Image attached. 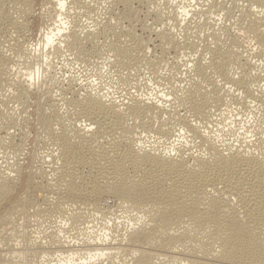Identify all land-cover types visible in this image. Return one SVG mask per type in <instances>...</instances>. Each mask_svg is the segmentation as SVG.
<instances>
[{
    "label": "bare ground",
    "instance_id": "bare-ground-1",
    "mask_svg": "<svg viewBox=\"0 0 264 264\" xmlns=\"http://www.w3.org/2000/svg\"><path fill=\"white\" fill-rule=\"evenodd\" d=\"M140 1L113 0L121 9L85 28L90 0H0L16 33L0 38V148L13 159L0 169V264H264V75L249 59H264V0H163L174 24L153 34L157 60L135 31ZM35 7L32 46L20 32ZM66 53L135 75L168 53L167 90H76L59 76ZM245 112L253 120L237 123ZM32 118L43 137L29 150Z\"/></svg>",
    "mask_w": 264,
    "mask_h": 264
},
{
    "label": "rangeland",
    "instance_id": "rangeland-1",
    "mask_svg": "<svg viewBox=\"0 0 264 264\" xmlns=\"http://www.w3.org/2000/svg\"><path fill=\"white\" fill-rule=\"evenodd\" d=\"M110 1H112L113 2V0H110ZM109 0H90V6L92 7V6H96V7H94V10H93V12L95 13V14H97V15H95L92 11H91V13H90V15L92 14L93 15V17L91 18H89V15H87V14H89V13H87L86 12V14L83 12V11H81L80 12V14H78V18L80 19V17L82 16V18L80 19V21L82 22L81 24H82V26H84L85 28H86V26L87 27H89L90 25H93L94 26V19H98V17H99V15H100V17H99V19L100 18H102V21L101 20H97L98 22L100 21V22H103V20L104 19H106V18H108V16L109 17H111V16H113L114 15V13L116 14L117 12H118V10H120L121 9V5H118L116 2H115V7L113 6V4H114V2L113 3H111ZM145 1V0H144ZM144 1L142 0V2L140 1L139 3H136V2H134V3H132L131 5H133V7L135 8L136 7V10H137V12H136V14L138 15H136L137 17V25H136V27H138V28H136V30L135 31H137L136 33H138V35L140 34L141 36H143V38H145L146 37V35H147V38L150 40H148L147 38V41H148V44H147V46L148 47H150L151 48V50L153 49L154 51H152L151 53L153 54H151L150 53V50H149V53L147 54L148 56H146L147 57V59L149 58L150 60L151 59H153V60H155V58L157 57V56H159V51L157 50V45H159V42L157 41V38H156V36H154L153 34H155V32L157 33V32H159V30H157L158 28H161V29H163L162 27H163V25H162V23L163 24H166L167 22H168V20L167 19H170V17H169V15H170V13L169 12H171L170 11V8H169V10L167 9V11H165L166 9V7H164V4H165V1H163V0H150V2H151V4H150V2H145V4H144ZM147 1V0H146ZM163 1V2H162ZM201 0H199V2H200ZM96 2H98V3H96ZM108 2V3H107ZM160 2H161V4H160ZM197 2H198V0H197ZM238 2V4L240 5L242 2H239V1H237ZM152 3H154V4H152ZM164 3V4H163ZM37 4V3H36ZM112 5V7H111V5ZM143 4V5H142ZM160 4V5H159ZM194 4V1L191 3V5H193ZM242 4H244L245 5V3H242ZM100 5V6H99ZM110 6V8L108 7V6ZM116 5H117V8H116ZM145 5V6H144ZM161 5H162V7H164V8H162L161 7ZM99 6V7H98ZM120 6V7H119ZM166 6V5H165ZM114 7V8H113ZM151 7V8H150ZM160 7V8H159ZM97 8V9H96ZM102 8V9H101ZM104 8V9H103ZM109 8V9H108ZM116 8V9H115ZM119 8V9H118ZM162 8V9H161ZM106 9V11L105 12H107V13H105L104 12V10ZM107 9H108V11H107ZM140 9H141V11H140ZM154 9V10H153ZM161 9V10H160ZM165 9V10H164ZM112 10H113V12H112ZM160 10V11H159ZM162 10H164V12L162 11ZM35 11H36V13H34V17L32 16V18H30L29 19V25H28V27L27 28H25V30H23L24 31V33H22L23 31L21 30V34H23V37H25V36H28L27 37V39H29L28 41H30V43H29V45L31 44H34L35 45V43L37 42L36 41V39H38V33H37V31H38V22L37 21H39V18H38V16H39V13L41 12L40 10L38 11V7L36 8L35 7ZM99 13H97V12ZM105 13H103V12ZM110 11V12H109ZM150 11V12H149ZM38 12V13H37ZM146 12V13H145ZM156 12H157V16H158V18H157V16L155 17V14H156ZM235 12V11H234ZM104 14L105 16H107V17H104L102 14ZM112 14V15H109V14ZM35 14H38V15H35ZM82 14V15H81ZM159 14H160V17H159ZM166 16H165V15ZM169 14V15H168ZM172 14V13H171ZM81 15V16H80ZM87 15V16H86ZM91 15V16H92ZM103 17H102V16ZM80 16V17H79ZM83 16H85V17H83ZM96 16H98V17H96ZM154 16V17H153ZM154 18V19H153ZM161 18L163 19V20H161ZM35 19V20H34ZM38 19V20H37ZM152 19V20H151ZM156 19H160L161 21H163V22H161L160 23V20L158 21V20H156ZM165 19L167 20V21H165ZM19 21H20V19H18ZM33 20H34V22H35V24L37 25V27H36V25L34 24V22H33ZM84 20V21H83ZM117 20L119 21V22H117ZM153 20H156V21H158V22H154ZM86 21V22H85ZM91 21H93V24H92V22ZM149 21V22H148ZM165 21V22H164ZM171 20H169V22L166 24V28L169 30V28L170 27H173L172 26V23L174 24V22H170ZM2 22V21H1ZM84 22V23H83ZM121 22V20H119V19H116V24L118 23V25H124V26H126V24L122 21V24L120 23ZM140 22L143 24V25H145L146 23V27H148V30H150V32H152V33H150L147 29H145L146 31H142V32H140L141 30L139 29V24H140ZM154 22V23H153ZM90 23V24H89ZM139 23V24H138ZM156 23V24H155ZM232 23V21L230 22V24ZM85 24H87V25H85ZM154 24H155V26H154ZM158 24V25H157ZM194 24V23H193ZM224 24H228L229 25V23H225L224 22ZM233 24V23H232ZM230 25V26H233V25ZM1 25V24H0ZM2 25H3V23H2ZM1 25V26H2ZM160 25V26H159ZM169 25V26H168ZM171 25V26H170ZM4 26H5V30H6V32L5 31H3L4 33V36H3V34L2 33H0L1 35H0V38H1V40H3V42H4V44L6 43V45L8 44V43H14V41H12L10 38L11 37H9L8 35L10 34V36L11 35H15L16 33H12L11 31H13V28L12 27H10V26H8V25H3L2 27L4 28ZM30 26V27H29ZM33 26H35V27H33ZM93 26H90L91 28H94ZM154 26V27H153ZM159 26V27H158ZM2 27H0V29L2 28ZM8 27H10V28H8ZM153 27V28H152ZM169 27V28H168ZM197 27V26H196ZM195 27V28H196ZM235 27V25L233 26V27H231V29H233ZM12 28V29H11ZM36 28V29H35ZM156 28V29H155ZM155 29V30H154ZM198 28H196V30H195V33L196 34H198L197 32H201V31H198L197 30ZM28 30V31H27ZM7 31H10L9 32V34L7 33ZM153 31H154V33H153ZM197 31V32H196ZM30 32V33H29ZM194 32V31H193ZM32 33V34H31ZM195 33L193 34V35H195ZM7 34V35H6ZM25 34V35H24ZM30 34H31V36L32 37H30ZM35 34V35H34ZM5 35H6V37H5ZM8 36V37H7ZM33 36H35V37H33ZM149 36H151V37H149ZM4 37V38H3ZM30 37V38H29ZM37 37V38H36ZM34 38V39H33ZM36 38V39H35ZM4 39H6V40H4ZM8 39V40H7ZM31 39V40H30ZM154 39V40H153ZM11 40V41H10ZM100 40V39H99ZM155 41V42H153V41ZM159 40V39H158ZM32 41V42H31ZM34 41V42H33ZM158 43H157V42ZM199 41V40H198ZM201 41V42H200ZM199 42H198V45H199V43H201L199 46H200V48L204 45L203 43H202V40H200ZM151 42V43H150ZM151 45H150V44ZM157 43V44H156ZM203 44V45H202ZM5 45V46H6ZM154 45V46H153ZM243 45H245V44H243ZM247 45V47L245 48V49H249V46H250V48H251V45L249 44V46H248V43L246 44ZM33 46V45H32ZM199 46H197V49L199 50L200 48H199ZM154 47V48H153ZM156 47V48H155ZM244 47V46H243ZM242 50H244V48H242ZM158 51V52H157ZM181 52V51H180ZM186 52H188V50L186 51ZM170 53V58H172V57H174L173 56V53H171V52H169ZM179 53V52H178ZM254 53V52H253ZM166 54H168V53H165L164 55L165 56H163L162 57V60H169V61H166L168 64H169V66H168V69L166 68L167 66H165L167 63L165 62V61H162L161 62V64H164V65H159L160 66V68L159 69H161V70H158L157 72L158 73H155V72H153L152 73V71L151 70H149L148 69V71H151V72H146L147 71V67H144L142 70H143V73L141 72V71H139L140 73H138V74H140V75H138L137 73V75H135L134 73L133 74H128L126 71L124 72V70H123V72L122 71H120L121 73H122V75H121V73L119 74L118 72H116V70L113 68V65L112 66H110L111 64H110V62L107 60H104L103 58H101L100 60H97V61H95V60H93V61H90L89 63H91L92 62V64L93 65H96V67L95 66H93L92 64H87L88 65V67L86 68V66L87 65H85L83 68L81 67V65L80 66H77L76 64H73L74 62H75V60H74V58L71 56V55H69L68 56V54L66 53L65 55H63V57L61 56L60 58H59V60H58V62H59V66L61 67V70H58V72L59 73H61V74H59V76L60 75H62V74H64V77H65V79H67V77H72V76H74V78L75 79H77V83H74V84H77L76 86H74V89H81V87L83 88V89H89L90 87L92 88H94L95 87V84L97 83H102L103 85V91L104 92H107V93H109L110 95H112V96H115V97H118V96H123V95H125L128 91L129 92H132V91H134V93H139V92H143V93H145V92H147V93H151V94H153V93H155L156 95H158V94H160L161 92H164V91H166L167 89H165V87H166V82H164L165 80V74H166V78H167V76H170L169 74L170 73H168V75H167V72H169L170 70V66H171V64L172 63H170V62H172V60H173V58H172V60L169 58V54L168 55H166ZM189 55V56H188ZM71 56V57H70ZM153 56V57H152ZM154 56H156V57H154ZM167 56V57H166ZM187 56L188 57H192V54H187ZM250 56H252V57H254L253 59H252V57H249V59L251 60V62L252 63H254L253 61H255V63H254V65H257V66H253V69H255V71H258L257 69L258 68H263L264 66H263V64H264V59L261 57V59L263 60H261L260 59V57H256V56H254V55H250ZM165 57H166V59H165ZM71 58V59H70ZM255 58L257 59V60H255ZM259 58V59H258ZM63 59V60H62ZM103 59V60H102ZM179 57L177 56V61H179ZM65 60V61H64ZM156 60H157V58H156ZM95 61V62H94ZM176 61V60H175ZM261 63H263V64H261ZM99 62L101 63V64H99ZM257 62V63H256ZM259 62V63H258ZM95 63H97V64H95ZM107 63V64H106ZM56 63L54 64V65H57ZM167 64V65H168ZM57 65V67L59 68V66ZM64 65V66H63ZM67 65V66H66ZM90 65V66H89ZM93 66V68H92V66ZM261 65V67H259ZM66 66V67H65ZM74 66V67H73ZM162 66V67H161ZM164 66V67H163ZM20 67V66H19ZM18 67V68H19ZM56 67V68H57ZM79 67V68H78ZM80 67H81V69H80ZM90 67V68H89ZM100 67H101V70H100ZM110 67V68H109ZM112 67V68H111ZM73 68V69H72ZM86 68V70H84ZM96 68V69H95ZM164 68V69H163ZM251 69H252V66L250 67ZM257 68V69H256ZM262 68H261V70L259 69V71L257 72V73H259V74H263L264 75V73H263V71L264 70H262ZM92 69V70H91ZM105 69H106V71H105ZM146 69V70H145ZM253 69L251 70V72H254L253 71ZM264 69V68H263ZM20 70H21V72H23V70L20 68ZM72 70H75V71H71ZM86 71V72H85ZM167 71V72H166ZM64 72V73H63ZM74 72H76V73H74ZM105 74H104V73ZM114 72H116L117 74H119V77L117 76V74H115ZM261 72V73H260ZM84 73V74H83ZM91 73V74H90ZM97 73V74H96ZM113 73V74H112ZM127 73V74H126ZM151 73V74H150ZM155 73V74H154ZM22 74V73H21ZM92 74H94V75H92ZM126 74V75H125ZM143 74V75H142ZM147 74V75H146ZM158 74H160L159 76H158ZM103 75H105V76H103ZM114 75V76H113ZM124 75L126 76L125 78H124ZM130 75V76H129ZM133 75V76H132ZM158 76V77H160V79L159 78H157V77H155V76ZM161 75H164L163 77L161 76ZM94 76V77H93ZM102 76V77H101ZM106 76H107V78H106ZM123 76V77H122ZM128 76V77H127ZM132 76V77H131ZM152 76V77H151ZM92 77V78H91ZM105 77V78H104ZM109 77H111L110 79H109ZM120 77H121V82L119 81V79H120ZM149 77V78H148ZM161 77L163 78V81H161ZM74 78H72V79H74ZM94 78H95V80H94ZM99 78V79H98ZM118 78V79H117ZM136 78H138V79H136ZM74 79V80H75ZM126 79V82L124 81ZM133 79V80H132ZM146 79V80H145ZM155 79V80H154ZM158 79V81H157V83H158V85H156V80ZM83 80V81H82ZM137 80V81H136ZM151 80H154L155 82H153V81H151ZM159 80H160V82H159ZM79 81V82H78ZM98 81V82H97ZM110 81V82H109ZM123 81V82H122ZM134 81V82H133ZM140 81V82H139ZM143 81V82H142ZM146 81V82H145ZM80 83V84H79ZM108 83V84H107ZM114 83V84H113ZM162 83V84H161ZM91 84H93V85H91ZM136 84V85H135ZM161 84V85H160ZM164 84V85H163ZM107 85V86H106ZM153 85V86H152ZM160 85V86H159ZM110 86V87H109ZM119 86V87H118ZM162 86H164V88H162ZM86 87H88V88H86ZM140 87V88H139ZM110 88V89H109ZM115 88V89H114ZM121 88V89H120ZM126 88V89H125ZM167 88V87H166ZM120 89V90H119ZM135 89V90H134ZM165 89V90H164ZM106 90V91H105ZM159 90V91H158ZM162 90V91H161ZM110 91H111V93H110ZM120 92V93H119ZM122 92V93H121ZM158 92V93H157ZM133 93V92H132ZM33 102V104L35 103V100H31V102L30 103H32ZM13 105V106H12ZM28 105V104H27ZM35 105V104H34ZM7 106H9V107H11V109H14L15 111L17 110H19V108H20V105H18V104H15V103H8V105ZM30 106H33L32 104L31 105H28V110H35V109H32V108H34V107H30ZM234 108H235V106L233 105H231L230 106V114H232V115H234V114H237L236 113V109L234 110ZM248 110H249V108H248ZM247 110V111H248ZM251 110H253V108L251 109ZM232 111V112H231ZM242 114V115H241ZM241 114H238V115H236L235 116V120L237 121V123L239 122V123H250L252 120H253V113H248V112H245V113H241ZM251 114V115H250ZM244 115H246V116H244ZM252 116V117H251ZM33 119L34 118H32V121H31V123H32V125L30 124V127L33 129V131L31 130V128L29 127V132H28V136H29V138H28V141L26 142V145H27V147L29 148V150H30V147H31V149L33 148V146L35 145H37L38 143V145L40 146L42 143V137H43V135H41L40 133H38L37 132V130L35 129V127H33L34 125H33ZM238 119V120H237ZM243 121V122H242ZM31 131H32V133H31ZM34 131H36L35 133H34ZM34 134V135H33ZM37 134H39V135H37ZM32 136V137H31ZM34 136H35V138H34ZM37 136H40V137H38L39 139H37ZM42 136V137H41ZM31 138H34V140L36 139L37 141H34L33 139H31ZM31 142H30V141ZM41 140V141H40ZM35 142V143H34ZM30 144H33V146L32 145H30ZM29 145V146H28ZM1 147V146H0ZM3 154H2V150H1V148H0V169H2L3 168V166L5 165V163L4 162H6V163H13V159H11V158H8L9 160L7 161V159L4 161V159H3ZM4 161V162H3ZM22 162V161H21ZM107 204L108 205H111L112 204V201L111 200H107ZM47 224H45L43 227H45ZM46 228H47V226H46ZM46 228H44V229H46Z\"/></svg>",
    "mask_w": 264,
    "mask_h": 264
}]
</instances>
